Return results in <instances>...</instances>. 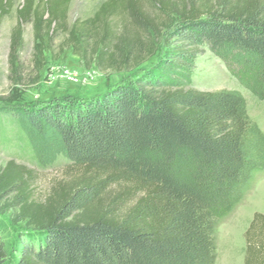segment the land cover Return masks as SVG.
<instances>
[{
    "label": "trees",
    "instance_id": "16d2710c",
    "mask_svg": "<svg viewBox=\"0 0 264 264\" xmlns=\"http://www.w3.org/2000/svg\"><path fill=\"white\" fill-rule=\"evenodd\" d=\"M14 2L0 0V26ZM72 3L23 0L16 10L0 111L54 138L44 152L64 155L76 175L38 201L33 170L15 161L0 169L1 211L31 233L17 258L0 238V264H215L219 222L264 172V132L239 93L198 90L192 77L203 46L242 63L248 81L247 69L264 72V0H105L71 22ZM24 24L35 35L29 66ZM59 34L61 51L86 69L120 75L159 59L99 98L25 105ZM245 240V264H264V214Z\"/></svg>",
    "mask_w": 264,
    "mask_h": 264
},
{
    "label": "rangeland",
    "instance_id": "374dc122",
    "mask_svg": "<svg viewBox=\"0 0 264 264\" xmlns=\"http://www.w3.org/2000/svg\"><path fill=\"white\" fill-rule=\"evenodd\" d=\"M22 1L15 0L14 7L0 26V95L7 94L10 89L7 79L8 59L14 31L19 26L16 10ZM104 1L73 0L71 22L91 17ZM64 39L65 36L59 34L49 41V48L45 53L47 66L41 81L26 93L25 105L99 98L122 81H135L145 68L156 64L159 59L154 58L129 73H104L95 66L86 69L80 57L71 50L62 52ZM20 43V55L24 64L29 66L35 45L32 24H24L21 27ZM242 65L231 58L221 59L209 46H203L196 60L193 86L201 91L225 90L239 93L244 98L250 119L264 132V97L258 94L261 89L264 90V72L257 68L247 69L246 74L250 73L249 76L253 80H258L248 81L249 78L241 75ZM18 116L16 110L0 111V169L7 162L15 161L33 170L34 198L45 201L54 185L70 182L76 173L69 169L70 162L64 155H51L52 152L47 155L44 152L46 147H51L54 138L42 139ZM5 199L9 200L8 197ZM133 200L134 198L131 201ZM2 207L3 205H0V238L6 242L12 257L17 258L18 245L31 240V233L24 231L22 224H15L14 213H4L1 211ZM255 213L264 214V172L257 174L254 182L243 189L241 202L219 222L216 228L215 264H245V233ZM37 240L36 238L34 241ZM11 264H15V261L12 260Z\"/></svg>",
    "mask_w": 264,
    "mask_h": 264
}]
</instances>
